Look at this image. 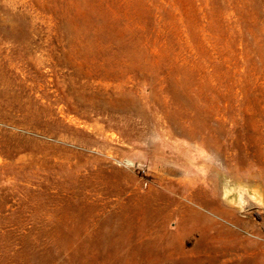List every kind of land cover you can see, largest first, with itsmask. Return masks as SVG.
Wrapping results in <instances>:
<instances>
[{
  "label": "rangeland",
  "instance_id": "obj_1",
  "mask_svg": "<svg viewBox=\"0 0 264 264\" xmlns=\"http://www.w3.org/2000/svg\"><path fill=\"white\" fill-rule=\"evenodd\" d=\"M0 264H264V0H0Z\"/></svg>",
  "mask_w": 264,
  "mask_h": 264
}]
</instances>
